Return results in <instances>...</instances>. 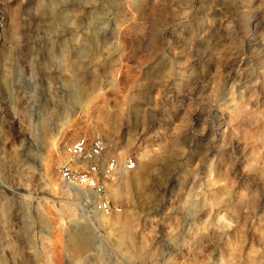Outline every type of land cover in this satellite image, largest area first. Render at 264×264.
Segmentation results:
<instances>
[{"label":"rangeland","instance_id":"1","mask_svg":"<svg viewBox=\"0 0 264 264\" xmlns=\"http://www.w3.org/2000/svg\"><path fill=\"white\" fill-rule=\"evenodd\" d=\"M0 264H264V0H0Z\"/></svg>","mask_w":264,"mask_h":264},{"label":"built area","instance_id":"2","mask_svg":"<svg viewBox=\"0 0 264 264\" xmlns=\"http://www.w3.org/2000/svg\"><path fill=\"white\" fill-rule=\"evenodd\" d=\"M66 160L58 167L59 179L69 187L89 192L93 205L107 215L119 212L105 196L103 181L117 168L115 159H106V146L99 139L81 138L65 148ZM136 163L128 160L125 171H133Z\"/></svg>","mask_w":264,"mask_h":264}]
</instances>
